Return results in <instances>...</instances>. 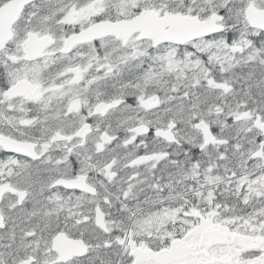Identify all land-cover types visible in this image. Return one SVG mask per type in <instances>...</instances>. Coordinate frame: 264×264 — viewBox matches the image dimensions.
Segmentation results:
<instances>
[{
  "label": "snow or ice",
  "instance_id": "snow-or-ice-1",
  "mask_svg": "<svg viewBox=\"0 0 264 264\" xmlns=\"http://www.w3.org/2000/svg\"><path fill=\"white\" fill-rule=\"evenodd\" d=\"M0 264H264V0H0Z\"/></svg>",
  "mask_w": 264,
  "mask_h": 264
}]
</instances>
